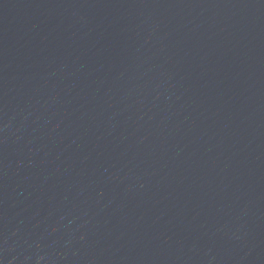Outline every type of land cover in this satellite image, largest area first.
Returning a JSON list of instances; mask_svg holds the SVG:
<instances>
[{"label": "water", "instance_id": "obj_1", "mask_svg": "<svg viewBox=\"0 0 264 264\" xmlns=\"http://www.w3.org/2000/svg\"><path fill=\"white\" fill-rule=\"evenodd\" d=\"M0 264H264V0H0Z\"/></svg>", "mask_w": 264, "mask_h": 264}]
</instances>
